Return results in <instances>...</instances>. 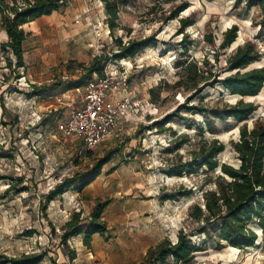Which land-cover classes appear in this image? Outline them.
Listing matches in <instances>:
<instances>
[{
    "label": "rangeland",
    "instance_id": "1",
    "mask_svg": "<svg viewBox=\"0 0 264 264\" xmlns=\"http://www.w3.org/2000/svg\"><path fill=\"white\" fill-rule=\"evenodd\" d=\"M4 3L12 5V0ZM22 3L18 0L17 4ZM69 4L66 11L60 9L57 16L46 19L39 37L40 46L46 41L41 48L43 58L28 69L17 67L11 52L0 53V256L45 253L39 264H141L148 248L163 239L176 242L179 231L190 235L199 226L190 217L191 208L202 204L203 193L213 188L219 173L217 169L206 174V167L190 166L180 176L171 175L177 173L179 163L191 164V152L198 144L217 139L224 145L217 163L239 164L232 143L238 141L243 123L232 118L215 120V133L211 134L207 130L208 121H213L209 113L188 112L184 107L210 110L234 105L241 97H231L220 84L212 88L199 82L193 89V75L183 68L196 62L203 81L209 82L214 73L223 79L231 74L228 58L250 42L261 58L246 70H264L262 13L249 0H108L107 5L117 11V20L103 57L109 59L108 54L117 52L115 39L123 45L147 37L155 42L134 57H112L111 69H120L123 60L130 62L122 67L129 77L128 95L139 110L109 140L88 150L77 139H64L56 126L79 106L83 89L70 91L84 74L78 65L89 67L93 60L94 39L90 22L83 17L107 18L106 5L100 0ZM184 5L175 19H169L171 12ZM79 6L80 14L75 10ZM87 9L89 16L83 14ZM75 18L83 22L77 26ZM185 18L191 21L182 31L190 41L186 46L180 44L183 35L177 32L179 21ZM231 26L238 29L236 45L232 47L234 41L222 48L223 34ZM32 85L48 90L40 97L32 96ZM261 91L243 101L264 108V83ZM174 113L177 116L164 121ZM257 118L264 116L252 114L246 121L248 130ZM160 122L161 129L155 126ZM115 150L118 153L82 193L72 187L46 203L45 196L56 185L89 172L96 161ZM187 191L190 193L184 194ZM170 196L173 198L168 199ZM97 203L103 206L101 221L108 233L94 235L89 248L82 234L72 236L70 230L63 245L64 225L78 214V226L85 231ZM257 235L259 244L246 249L219 247L197 233L188 238L202 250L196 253V264H264V233Z\"/></svg>",
    "mask_w": 264,
    "mask_h": 264
},
{
    "label": "trees",
    "instance_id": "2",
    "mask_svg": "<svg viewBox=\"0 0 264 264\" xmlns=\"http://www.w3.org/2000/svg\"><path fill=\"white\" fill-rule=\"evenodd\" d=\"M22 5H18L12 0V5L0 0V13L2 29L6 32L8 42L0 46L2 51L11 52L15 58V65L19 68L24 67L23 62V43L27 37L23 31V25L30 23L43 16H50L53 12L66 7L67 0H22ZM105 3L107 13L106 24L112 31L117 20V11L107 5L108 0H100ZM250 3L259 5L262 20L259 23L260 28H264V0H249ZM185 8L181 6L170 13L169 19H175ZM180 27L178 35L182 34L183 39L180 44L185 46L190 44L187 37L183 34V29L191 25L188 18L179 21ZM238 29L231 26L223 34L221 43L222 48H228L237 38ZM212 42L211 39H208ZM155 42L153 37L136 41H128L126 45L118 39H115L117 52L112 55L115 60L134 57L140 50L145 49ZM186 53L183 49L182 56ZM261 55L255 46L247 42L236 51L227 60V71L231 73L223 79L218 78L217 73L210 74L209 82L203 81V73L197 69L196 62L187 63L183 68L185 73L191 71L193 75L192 88L196 89L199 82L210 87L220 84L231 95H238L241 99L234 105H224L221 108L203 109L198 106L184 107L188 112L206 114L213 118L208 121L207 130L214 134L212 127L215 120L224 121L232 118L241 124L239 127V139L232 143V148L237 155L239 164L235 167L226 163L218 164L217 156L224 151V145L217 139L204 140L191 152L193 156L190 163H183L176 167L177 173L171 175L180 176L190 166L197 169L206 167V174L219 170L214 176L213 188L203 193L202 204H195L190 211V217L199 223V226L192 230L190 235L179 231L176 242L169 239H163L156 245L146 250L145 258L141 264H196V253L201 252L196 245L192 244L188 238L193 233L204 235L209 241H213L217 246H229L235 249H246L254 246L258 241V235L254 227H258L264 233V118H257L252 125V129H247V120L257 110L253 102H244L243 98L257 96L264 83L263 68H254L246 70L251 64L260 60ZM108 60L107 57L93 58L89 67L78 65L84 70V74L71 86V89L83 87L92 75L101 76L102 67ZM208 64L206 61H203ZM71 66V63L69 64ZM46 86L32 85V96L40 97L47 91ZM201 92L200 88L197 90ZM190 102L191 99L187 98ZM153 101L155 99H152ZM177 116L167 115L164 121ZM169 122V121H168ZM163 123H156L155 126L162 128ZM118 151H110L104 157L96 161L92 169L85 174H75L70 179H64L56 185L46 196V203H50L57 197H60L69 188H75L79 193L90 185L99 175L106 164H108ZM190 192H184L189 194ZM184 194L180 195L183 196ZM173 198L170 196L168 199ZM103 206L97 203L90 214L89 227L84 231L78 226L79 215L72 216L71 221L64 225L65 231L61 236L62 244L72 230L71 235H83L85 246H91L92 237L96 234L104 235L108 233L107 225L101 221ZM31 234V233H28ZM264 242L262 238L261 243ZM224 245H223V244ZM260 243V244H261ZM259 241L255 244L258 245ZM45 258V253L28 254L19 258H8L0 256V264H39Z\"/></svg>",
    "mask_w": 264,
    "mask_h": 264
},
{
    "label": "built area",
    "instance_id": "3",
    "mask_svg": "<svg viewBox=\"0 0 264 264\" xmlns=\"http://www.w3.org/2000/svg\"><path fill=\"white\" fill-rule=\"evenodd\" d=\"M83 14L89 16V10H83ZM80 23V18L74 20V24ZM90 31L94 39L92 58L105 56L103 51L108 43H112V31L106 24V18L101 21L90 20ZM0 53H4L1 48ZM108 57L107 63L102 67L101 76L94 74L95 77L82 87L79 106L56 126L64 139H77L88 150L109 140L116 134L122 122L139 110L127 92V71L122 65L120 69H111L112 53ZM116 94H123V97L116 101L111 100Z\"/></svg>",
    "mask_w": 264,
    "mask_h": 264
},
{
    "label": "crops",
    "instance_id": "4",
    "mask_svg": "<svg viewBox=\"0 0 264 264\" xmlns=\"http://www.w3.org/2000/svg\"><path fill=\"white\" fill-rule=\"evenodd\" d=\"M15 1H16V3H18V0H15ZM70 1H73V0H67L65 11L69 8ZM79 7L80 8H76L75 10L77 13L80 14V9L82 7L81 6H79ZM71 11H73V10H71ZM57 15H58V11L53 12L50 16H43V17L38 18V19H36L30 23L23 25L22 29L25 32V34L27 35V37L23 43V51H24V54H23L24 67L23 68H24V70L28 69L31 65L36 63L39 58H43V56L41 55V48H43L45 46L46 41L43 40L42 45L40 46V42H41L40 40H42V39H40L39 37H41V31L46 27L45 26L46 19L54 18V16H57ZM77 17H79V16H77ZM83 18H84V21H86V22H90V20H91V18H85V17H83ZM74 20H73V22H74ZM58 36H59V38L62 36L60 31H58ZM7 42H8V37L6 35V32L2 29L1 13H0V46L2 44H6ZM29 42H31V46L29 45V48L26 50L25 47H26V45L30 44ZM50 54H52V53H50ZM24 77H27L26 74H24ZM30 84H34V83H30ZM81 89H82V87L77 88V89H73L70 91H79ZM70 91H68V92H70ZM121 97H123V94H116L113 97H111V100L116 101V100L120 99Z\"/></svg>",
    "mask_w": 264,
    "mask_h": 264
},
{
    "label": "bare ground",
    "instance_id": "5",
    "mask_svg": "<svg viewBox=\"0 0 264 264\" xmlns=\"http://www.w3.org/2000/svg\"><path fill=\"white\" fill-rule=\"evenodd\" d=\"M240 41V37H239V39L237 40V43ZM235 45H236V41L232 44V47L234 48L235 47ZM121 64L122 65H124V66H130V62L129 61H127V60H123L122 62H121ZM262 92V91H261ZM260 92V93H261ZM259 93V94H260ZM258 94V95H259ZM231 97H239L240 98V96H238V95H232ZM256 97V96H255ZM255 97H246V98H255ZM254 115H259V114H262V116H264V108L263 107H260L259 109H257L254 113H253ZM237 129H235V131H236ZM226 137V136H225ZM170 179V178H169ZM255 231H256V233L257 234H259L260 232H262V230L260 229V228H253ZM228 248H231V247H229V246H227V249Z\"/></svg>",
    "mask_w": 264,
    "mask_h": 264
},
{
    "label": "water",
    "instance_id": "6",
    "mask_svg": "<svg viewBox=\"0 0 264 264\" xmlns=\"http://www.w3.org/2000/svg\"><path fill=\"white\" fill-rule=\"evenodd\" d=\"M218 172H219V170H218Z\"/></svg>",
    "mask_w": 264,
    "mask_h": 264
}]
</instances>
